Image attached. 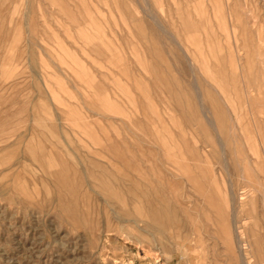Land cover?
<instances>
[{
    "label": "rangeland",
    "instance_id": "obj_1",
    "mask_svg": "<svg viewBox=\"0 0 264 264\" xmlns=\"http://www.w3.org/2000/svg\"><path fill=\"white\" fill-rule=\"evenodd\" d=\"M0 264H264V0H0Z\"/></svg>",
    "mask_w": 264,
    "mask_h": 264
},
{
    "label": "bare ground",
    "instance_id": "obj_2",
    "mask_svg": "<svg viewBox=\"0 0 264 264\" xmlns=\"http://www.w3.org/2000/svg\"><path fill=\"white\" fill-rule=\"evenodd\" d=\"M220 9H221V8H220ZM217 12H218V11H217ZM223 16H224V15H223ZM214 20H215V19H214ZM209 21H210V20H209ZM206 31H207V30H206ZM194 42H195V41H194ZM178 43H179V42H178ZM180 47H181V46H180ZM182 48H183V47H181L180 49H182ZM182 51H184V50H182ZM185 56H186V54H185ZM198 98H199V97H198ZM201 111H202V110H201ZM231 119H232V118H231ZM207 123H208V122H207ZM217 137H218V136H217ZM219 138H220V137H219ZM219 141H220V139H219ZM220 142H221L220 144H222V145L224 144V143H222V141H220ZM62 151H63V150H62ZM63 152H64V151H63ZM71 159H72V158H71ZM73 162H74V161H73ZM80 162H81V161H80ZM68 173H69V172H68ZM101 186H102V185H101ZM115 196H117V195H115ZM211 198H212V197H211ZM125 205H126V204H125ZM155 209H156V207H155ZM159 209H160V208H159ZM151 210H153V209L151 208ZM151 210H150L149 213H148V211H146V210H145V211L147 212L148 215H150V213H153V212H151ZM155 211H158V209H157V210H154V212H155ZM136 212H138V211H136ZM137 214H138V213H137ZM140 214H141V213H140ZM155 214L157 215V218H158V215L160 214V211H159L158 214H157L156 212L153 213V215H155ZM153 215H152V216H153ZM152 216H150V218H151ZM146 217H147V216H145V220H147ZM148 218H149V217H148ZM155 218H156V217H155ZM148 221H149V220H148ZM162 224H163V223H162ZM81 225H82V224H81ZM85 225H86V224H85ZM230 231H231V230H230ZM236 234H237V233H236ZM236 234H235V235H236ZM232 240H233V239H232ZM230 242H231V241H230ZM240 242H241V241H240ZM232 245H233V244H232ZM224 246H225V245H224ZM240 253H241V252H240ZM245 260H246V259H245Z\"/></svg>",
    "mask_w": 264,
    "mask_h": 264
}]
</instances>
